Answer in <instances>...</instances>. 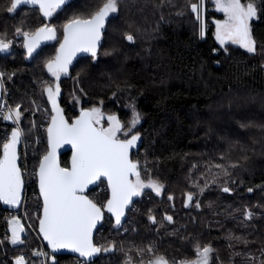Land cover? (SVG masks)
Instances as JSON below:
<instances>
[{
    "label": "trees",
    "instance_id": "16d2710c",
    "mask_svg": "<svg viewBox=\"0 0 264 264\" xmlns=\"http://www.w3.org/2000/svg\"><path fill=\"white\" fill-rule=\"evenodd\" d=\"M205 1L207 28L201 37L200 21L187 0H172L171 5L161 7H157L160 0H123L120 11L106 21L97 58L81 55L70 66L68 75L60 78L57 101L69 121L82 109L101 106L118 114L127 125L131 118L128 105L135 106L141 119L133 134H140L141 143L132 160L139 161L143 179L150 174L165 186L159 196L144 189L119 226H115V217L106 213L94 241L97 246L111 242L116 248L100 253L94 260L96 264H125L129 256L134 264H148L152 256L147 251L137 255V250L148 247L172 264L173 260L192 259L196 243L214 249L210 264H259L264 250V0H256L258 16L250 23L255 53L237 44L220 45L211 18L221 14L213 1ZM102 3L73 0L52 17L44 18L37 6L22 5L8 13L6 7L11 0H0V33L6 32L7 38L14 41L7 53H0V71L6 73L8 104L22 106L25 134L24 157L22 145L20 157L33 170L26 185L25 216L36 232L41 202L35 171L40 156L47 151L46 128L52 115L42 82L56 83L44 65L55 56L63 24L73 15L98 10ZM44 24L57 27L58 39L26 59L23 39L14 36L15 28L35 31ZM129 24L133 25L131 29ZM126 31L134 34L135 43L122 39ZM7 74H12L11 79ZM11 129L10 123L0 122V154ZM61 163L68 166L69 152L61 155ZM216 164L227 167L230 177L210 168ZM232 164L237 167H229ZM213 178L215 183H209L203 194L193 187L194 183L203 186ZM229 179L234 181L227 185L232 191L224 193L221 189ZM93 191L88 195L96 203L107 201V185L101 197L94 196ZM187 192L196 194L199 208L196 199L185 207ZM170 195L172 200L168 199ZM149 209L155 222L148 219ZM246 210L253 213L251 219H246ZM9 219L8 208H2L0 202V264H11L23 250L38 246L23 218L19 219L26 228L22 234L24 244H10L5 239L11 235ZM48 256H55L57 264H75L77 258L69 254ZM47 263L52 264L50 259Z\"/></svg>",
    "mask_w": 264,
    "mask_h": 264
},
{
    "label": "snow or ice",
    "instance_id": "6c2138e0",
    "mask_svg": "<svg viewBox=\"0 0 264 264\" xmlns=\"http://www.w3.org/2000/svg\"><path fill=\"white\" fill-rule=\"evenodd\" d=\"M66 2L67 0H11L6 11L14 13L20 5H38L42 16L49 18ZM214 2L216 9L221 11L225 17L223 20L215 21V38L220 45L224 46L226 42H231L239 45L248 53H255L256 42L252 36L250 21L258 16L256 0H245V2L214 0ZM122 3L123 0H103L98 10L88 15L77 14L69 18L62 26L63 39L56 50V55L48 59L44 65L55 78L56 83L52 85L42 82V93L47 94L53 115L46 129L47 151L40 156L39 169L36 173L39 177V196L43 201L42 215H37L39 233L47 241V247L53 253L60 249H70L78 253L79 257L84 258V264H89L91 259L100 253H109L116 248V245L111 242L107 246H97L93 243V230L103 221L105 209L115 217V226H119L121 218L125 216L126 208H130L133 203V197L140 196L144 189H151L159 196L165 188L150 174L147 180L143 179L139 161L130 159V150L137 147V141L141 138L138 132L133 134L141 119L134 105H128L131 109V118L127 125L122 123L116 115H109L107 116L108 126L97 127L102 119L100 108L82 109L80 115L69 123L63 117L57 104V97L61 94L59 81L61 76L68 75L72 58L77 52L90 53L93 60L97 58V49L106 19L118 13ZM171 3L172 0H160L157 7L165 4L171 5ZM187 4L190 5L191 12L196 14V19L200 21V36L203 37L205 26L202 21V10L205 0H198V3H191V0H187ZM182 14L178 13V15ZM128 27L131 29L133 25L129 24ZM136 32H139V29H136ZM57 33V27L48 24L37 27L35 31L23 30L21 26L14 30V36L23 39L22 47L27 51L26 59L36 52L43 41L58 39ZM122 39L135 43V36L131 31L122 33ZM13 43L12 39L7 38L6 32L0 33V53H7ZM108 54L105 53V55ZM5 75L4 71H0V89L4 88ZM7 75L11 79L12 74ZM21 107V104L13 107L6 101L0 102V118L11 120L16 125L12 127L10 134L4 140L3 154L0 155V201L12 208L19 206L22 200L23 173L17 164V145L25 134L19 126L23 115ZM5 108L7 112L4 111ZM118 133H123L124 138H120ZM66 143L72 146L71 167H61L56 158L57 149ZM193 167L197 166L193 165ZM211 167L219 169L224 176L230 177L224 165L216 164ZM229 167L235 168L237 165L232 164ZM145 171L147 172L148 169L145 168ZM104 179L107 180L111 195L104 204L98 205L85 194V190L89 185L97 182L103 183ZM209 183H215V178L203 186L194 183L193 187L199 188V193L203 194L209 187ZM229 183H234V181L229 179L224 182L225 186L221 189L224 193L232 191L227 186ZM248 191L252 192L253 189L249 188ZM185 195L184 203L185 207H188L196 199V194L187 192ZM173 198L171 195L168 197L169 200ZM195 206L197 208L201 206L198 199H196ZM151 212L152 209H149L148 219L155 222V217L151 215ZM252 216L253 213L246 210V219H251ZM165 219L171 222L173 218L166 216ZM7 223L11 235L5 239L12 245H23L22 234L26 232L25 225L15 216ZM230 239L242 240L241 237L231 236ZM244 243L247 244L248 241L245 240ZM145 251L153 254L148 264H169L164 256L156 255L152 247L137 250V255ZM194 251L195 259L185 258L179 262L173 260L172 264H209L214 249L210 245L201 246L196 243ZM33 255L47 256L52 264H57L55 256H48L41 250H34ZM236 255L244 254L236 253ZM250 258L256 259L255 257ZM11 264H27V258L24 254L17 255ZM125 264H132L130 256L127 257ZM140 264H143V261ZM259 264H264V250H262Z\"/></svg>",
    "mask_w": 264,
    "mask_h": 264
},
{
    "label": "water",
    "instance_id": "95a60500",
    "mask_svg": "<svg viewBox=\"0 0 264 264\" xmlns=\"http://www.w3.org/2000/svg\"><path fill=\"white\" fill-rule=\"evenodd\" d=\"M71 1H73V0H67V2H66V4L67 3H69V2H71ZM65 4V5H66ZM20 6H22V5H20ZM19 6V7H20ZM26 6H29V7H34V5H26ZM37 7H38V5H36ZM64 6V5H63ZM108 19V18H107ZM107 19H106V21H107ZM105 24H106V22H105ZM104 30V29H103ZM102 38H103V31H102V36H101V41H100V44H101V42H102ZM62 39H63V37H62ZM62 39H61V41H62ZM55 40H48V41H43L42 43H41V45H40V47L36 50V52L44 45V44H46V43H50V42H54ZM60 41V42H61ZM59 45H60V43L58 44V46H57V49L59 48ZM99 47H100V45L98 46V49H99ZM56 49V50H57ZM98 49H97V51H98ZM35 52V53H36ZM34 53V54H35ZM55 55H56V53H55ZM81 55H91L90 53H86V52H77L76 53V55L72 58V63L69 65V68H70V66L74 63V61L78 58V57H80ZM3 89H0V100H1V97H2V95H3ZM57 104H58V106H59V108L61 109V112H62V115H63V117L69 122V123H71L73 120H75L79 115H80V113L77 115V116H75L74 118H73V120L72 121H69V119L67 118V116H66V114H65V112H64V110H63V108H62V106L59 104V102L57 101ZM52 115H53V112H52ZM52 115H51V117H52ZM49 123H51V118H50V120H49ZM49 123H48V125H49ZM48 125H47V127H48ZM97 127H99V126H97ZM47 129V128H46ZM46 136H47V131H46ZM123 139V138H122ZM22 141V140H21ZM140 143H141V140L139 139L138 141H137V146L138 145H140ZM20 144H21V142L17 145V164H18V166L20 167V164H19V161H20V156H19V147H20ZM47 147H48V143H47ZM137 147H135V148H133V149H131L130 150V159H132V154H133V152H134V150L136 149ZM64 152H69V164H68V166H64V165H62V163H61V155L64 153ZM3 153H1V155H2ZM71 157H72V146H71V144H63L60 148H58L57 149V152H56V158H57V160H58V162H59V164H60V166L61 167H71ZM38 169H39V164H38V166H37V172L36 173H38ZM22 179H23V176H22ZM133 179V178H132ZM104 181L106 182V185H107V180L106 179H104ZM98 183L99 182H97L96 184H94V185H89V187H88V189H86L85 190V194L90 198V199H92L89 195H88V191H90V190H92L94 187H96L97 185H98ZM37 187H38V193H39V177H38V175H37ZM107 188H108V186H107ZM24 192H25V183H24V179H23V186H22V200H21V203H22V201H23V196H24ZM108 192H109V197H110V195H111V192H110V189H108ZM40 197V196H39ZM108 197V198H109ZM138 197V196H137ZM137 197H133V203L135 202V200L137 199ZM40 199H41V202H42V207H41V213H40V215H42V208H43V201H42V197H40ZM1 202V204L3 205V207H5V208H12V207H10V206H8V205H6V204H4V202L3 201H0ZM95 202V201H94ZM133 203H132V205H133ZM98 204V203H97ZM21 205V204H20ZM19 205V206H20ZM98 205H100V204H98ZM131 205V206H132ZM19 206H17V207H19ZM130 206V207H131ZM16 207V208H17ZM12 209H14V208H12ZM128 210H129V208H126V210H125V216H126V213L128 212ZM106 213H108L107 211H106V209L104 210V218H105V216H106ZM109 214H111V213H109ZM112 215V214H111ZM124 216V217H125ZM124 217H122L121 219H123ZM104 220V219H103ZM103 222V221H102ZM102 222L101 223H99L98 225H97V227L93 230V243L95 244V241H94V236H95V233H96V231H97V229L100 227V225L102 224ZM37 230H38V233H39V220H38V223H37ZM39 236H40V238H41V240L43 241V243L46 245V247H47V241H45L44 239H43V236H42V234H40L39 233ZM48 248V247H47ZM48 250H49V252L51 253V254H53V255H61V254H69V255H73V256H76V257H79V254L78 253H74V252H72L70 249H60V250H58V251H56V252H52V250L50 249V248H48ZM99 256V254L98 255H96V256H94L91 260H95L97 257ZM79 258H81V257H79ZM84 259V258H83ZM27 264H28V262H27Z\"/></svg>",
    "mask_w": 264,
    "mask_h": 264
},
{
    "label": "built area",
    "instance_id": "2783aa9c",
    "mask_svg": "<svg viewBox=\"0 0 264 264\" xmlns=\"http://www.w3.org/2000/svg\"><path fill=\"white\" fill-rule=\"evenodd\" d=\"M5 101L8 104L6 95L3 92V95L1 97L0 102H5ZM4 111L7 112V108H5ZM0 122H6V120H3L2 118H0ZM8 134H10V131H8V133L6 134V136ZM21 145L23 146L22 156L24 157V139L23 138H22V141H21ZM19 156H20V151H19ZM21 159L22 158L20 157L19 164H20V169H21V171L23 173V179H24V182H25L26 192H25V195H24V198H23V201H22L21 205L19 207H17V208H14V209L9 208L8 210H9V216L11 218L13 216H15L17 218H23L24 223L28 227L30 225V223L28 222V220H27V218L25 216V207H26V202H27V198H28L27 186L26 185H27V183H29V181L31 179L33 170H32V168H30L28 166V164L25 162V159L24 158H23L24 161H21ZM35 173H36V171H35ZM99 186H100V183L98 184L97 187L99 188ZM1 207L2 208H5V207H3L2 204H1ZM28 228L33 232V234L35 235L36 239L38 240V246L36 248H32L30 250H23L20 254H24L26 256V258L28 260V264H39V263L48 264L47 263V259H48L47 256H34L33 255L34 250H41V251L47 253L48 255H49L50 252H49L48 248L46 247V245L41 240L39 234L36 231H34V229L32 227H28ZM29 259H31L30 262H29ZM75 264H84V259L77 257L75 259ZM89 264H96V263H95L94 260H91L89 262Z\"/></svg>",
    "mask_w": 264,
    "mask_h": 264
},
{
    "label": "rangeland",
    "instance_id": "374dc122",
    "mask_svg": "<svg viewBox=\"0 0 264 264\" xmlns=\"http://www.w3.org/2000/svg\"><path fill=\"white\" fill-rule=\"evenodd\" d=\"M211 1H213L214 2V0H211ZM214 8H216V6H215V2H214ZM217 10V9H216ZM218 11V10H217ZM220 14H221V17H219V18H211V21L213 22V24H214V28H215V32H216V25H215V21L216 20H223L225 17H224V14L221 12V11H218ZM206 1H205V5H204V8H203V10H202V21H203V23H204V35H205V32H206V28H207V16H206ZM196 15V14H195ZM250 23H251V21H250ZM227 43H231V42H226V44ZM3 92H4V94H5V87L3 88ZM77 97V99H79V95H77L76 96ZM78 102V105H79V100L77 101ZM40 107H41V109L43 110V112L44 113H47V112H45L46 111V107H44V104H41L40 105ZM95 107H98V108H100V110H101V113H102V119H101V123L99 124V125H97V126H99V127H107L108 126V121H107V116H109V115H116L117 117H118V114H116L115 112H110V111H107V110H105V109H103L101 106H95ZM36 109H37V107H36ZM35 109V110H36ZM47 119V115L45 116V119H42L43 120V122H44V120H46ZM118 119H119V117H118ZM21 120H22V118H21ZM6 122L7 123H10L11 124V126L12 127H15L16 125L13 123V121H11V120H6ZM43 124V123H42ZM21 128H22V126H21V122H20V125H19ZM118 135L120 136V138H124V134L123 133H118ZM23 138V137H22ZM135 178L133 177V180H134ZM98 186V185H97ZM96 186V187H97ZM94 187L93 189H94V191L93 192H91L94 196H98V195H100V197L102 196V194H103V192L105 191V187H106V184L105 183H101V185L99 186V188L97 187ZM132 210L134 209V207L133 208H131ZM130 209V210H131ZM21 221V220H20ZM35 231V230H34ZM123 231H125V228L124 229H122V232ZM35 236V235H34ZM120 251H122V250H120ZM147 254L149 255H153L152 253H148L147 252ZM196 257L194 256L192 259H195ZM189 260H191V259H189ZM177 262H179V260H176ZM181 261V260H180ZM210 262H211V259H210V261H209V264H210ZM132 264H134V263H132Z\"/></svg>",
    "mask_w": 264,
    "mask_h": 264
},
{
    "label": "flooded vegetation",
    "instance_id": "af4514ba",
    "mask_svg": "<svg viewBox=\"0 0 264 264\" xmlns=\"http://www.w3.org/2000/svg\"><path fill=\"white\" fill-rule=\"evenodd\" d=\"M10 132H11V130H10ZM21 145V144H20ZM36 172H37V169H36ZM36 174V173H35ZM36 181H37V174H36ZM25 183V182H24ZM100 183V182H99ZM98 183V184H99ZM37 190H38V187H37ZM25 192H26V187H25ZM25 192H24V195H25ZM89 192V191H88ZM39 194V193H38ZM23 198H24V196H23ZM40 198V197H39ZM40 202H41V199H40ZM41 207H42V202H41ZM40 213H41V209H40ZM37 233H38V230H37ZM39 234V233H38ZM20 255V254H19ZM27 262H28V260H27Z\"/></svg>",
    "mask_w": 264,
    "mask_h": 264
}]
</instances>
